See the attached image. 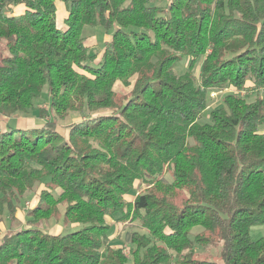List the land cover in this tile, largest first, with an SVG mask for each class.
I'll return each instance as SVG.
<instances>
[{
    "label": "trees",
    "instance_id": "obj_1",
    "mask_svg": "<svg viewBox=\"0 0 264 264\" xmlns=\"http://www.w3.org/2000/svg\"><path fill=\"white\" fill-rule=\"evenodd\" d=\"M35 111L0 131V221L44 182L0 264H264V0H0V114Z\"/></svg>",
    "mask_w": 264,
    "mask_h": 264
},
{
    "label": "rangeland",
    "instance_id": "obj_2",
    "mask_svg": "<svg viewBox=\"0 0 264 264\" xmlns=\"http://www.w3.org/2000/svg\"><path fill=\"white\" fill-rule=\"evenodd\" d=\"M22 8L21 7H16L14 10L15 12L19 13L20 10ZM67 16V8L64 4V2L62 1H58V11H57V17H58V22L60 25H62L64 18ZM112 34V30L110 31H106L105 28L101 27V26H85L84 28V35L87 39V44L90 46V52H98L99 56L102 54V51L105 49L106 44L109 40V36H111ZM189 64V61H185L183 64H179L177 66V69H185ZM200 64L201 61H198L194 67H193V72L195 73V75L198 77L200 74ZM117 89L120 92H126L129 89H131L130 87H125L123 84H119L117 85ZM230 91L229 88L226 89H222V90H212L210 92V106H215V105H219L222 103V97L224 96V94L226 92ZM255 91V89H250V91L248 92H252ZM259 91V90H258ZM260 91H262V89H260ZM247 92V91H245ZM39 103L42 105V107H46L48 106L49 101L46 100H40ZM8 118V126L10 127H14V128H30L33 126H37L40 125L44 119L43 118H39V116L37 115V111H35L32 115H23V114H13L10 116H7ZM80 114H76V113H71L69 114L66 119L62 120L59 119V122L62 124H66L69 123L72 120H79ZM61 130L65 129L64 126L60 127ZM262 132H264V125L261 126L260 129ZM44 188V182L39 183L35 190L32 191H27V193L25 194L24 199L27 198V200L25 201L24 205H22L20 207V209L22 211H26L27 208L31 207L37 200L38 196L41 189ZM23 199V200H24ZM22 200V199H21ZM27 216V215H26ZM5 223L9 224L10 222H14L19 224V219L17 218V216L15 215L13 218L9 215L6 214V217L4 218ZM44 224V223H43ZM46 227H48L49 229H56L59 225H63L62 220H57L55 218L50 219L49 221H45ZM27 224H21V228L25 227ZM140 222L139 221H127L125 222H117V225L115 224V227L113 228V244L116 246H123L124 249H129L131 247V236H132V232L134 230H139V231H144L143 228L140 227ZM81 226H65L63 225V230H61V232H67L70 230H75L80 228ZM59 229V228H58ZM117 229V230H116ZM253 229V227H252ZM198 231H200V227H196L193 230V233H197ZM252 237L253 239H258L260 237V235L258 236L257 233L252 230ZM199 249V247L197 248V250ZM128 251V250H127ZM200 251V255L204 258H217L216 256V250L210 249L208 253L205 254V252L203 250H198ZM203 251V252H202Z\"/></svg>",
    "mask_w": 264,
    "mask_h": 264
},
{
    "label": "crops",
    "instance_id": "obj_3",
    "mask_svg": "<svg viewBox=\"0 0 264 264\" xmlns=\"http://www.w3.org/2000/svg\"><path fill=\"white\" fill-rule=\"evenodd\" d=\"M110 37V36H109ZM8 118L7 116L5 115H1L0 114V131L3 130V129H6V127H8ZM37 197V201H38V196H35ZM37 201L33 204L35 205L37 203ZM15 215L17 216V218L19 219V224L17 223H14L13 221L10 222L9 224L5 223L4 221V218L6 216H4L3 220L0 221V242H1V239L2 237L7 234L8 232H13V231H16L17 229H20L21 227V224H26V212L25 211H22L20 208H18V210L16 211ZM45 227H46V224H44ZM49 232L51 233H60L61 230H63V225H59L56 229L52 230V229H49L48 227H46ZM59 228V229H58ZM252 230H253V233L254 231L257 233V235L260 237L264 236V225H257V226H254L253 229H251V235H252ZM259 237V238H260Z\"/></svg>",
    "mask_w": 264,
    "mask_h": 264
},
{
    "label": "built area",
    "instance_id": "obj_4",
    "mask_svg": "<svg viewBox=\"0 0 264 264\" xmlns=\"http://www.w3.org/2000/svg\"><path fill=\"white\" fill-rule=\"evenodd\" d=\"M242 93L244 94V93H245V91H243ZM125 251H127V250H125Z\"/></svg>",
    "mask_w": 264,
    "mask_h": 264
}]
</instances>
